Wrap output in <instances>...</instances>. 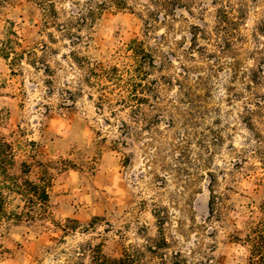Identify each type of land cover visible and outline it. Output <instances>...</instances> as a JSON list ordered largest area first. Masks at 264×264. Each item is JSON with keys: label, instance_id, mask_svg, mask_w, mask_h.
<instances>
[{"label": "rangeland", "instance_id": "1", "mask_svg": "<svg viewBox=\"0 0 264 264\" xmlns=\"http://www.w3.org/2000/svg\"><path fill=\"white\" fill-rule=\"evenodd\" d=\"M177 1L109 5L83 49L98 61H116L132 39L146 38L148 10H159L147 38L158 64L151 76L157 94H147L140 118L130 108L115 115L113 107H99L73 47L63 37L50 43L34 1L0 4V47L13 28L23 47L45 41L54 49L38 50L51 72L27 58L14 66L0 54V140L16 155L6 170L19 181L39 182L44 169L51 174L46 216L0 224V264H104L99 252L119 258L131 245L146 250L148 264H174L177 252L178 264H248L251 228L264 222V110L256 105L264 103V83L249 86L258 67L242 44L224 53L214 35L199 39L205 51L194 49L193 26L213 28L221 3L230 0ZM247 1L241 31L251 50L260 45L255 33L264 41L257 31L264 0ZM7 197L9 210L28 206L17 192ZM66 224L74 228L65 231ZM159 237L168 241L166 262L147 251Z\"/></svg>", "mask_w": 264, "mask_h": 264}, {"label": "trees", "instance_id": "2", "mask_svg": "<svg viewBox=\"0 0 264 264\" xmlns=\"http://www.w3.org/2000/svg\"><path fill=\"white\" fill-rule=\"evenodd\" d=\"M4 0H0V4ZM42 10L43 31L47 33L50 43L56 44L59 37L68 40V45L73 47L71 56L78 66L85 71L87 84L98 91L102 108L107 104L113 107L112 114L118 111L131 109L137 114L136 118L144 115L143 105L149 103L147 94L154 96L157 94V79L151 76L158 70L157 59L151 45L148 43V37L153 25L151 20H159V10L149 9L150 16L146 19V38H134L125 47V54L117 57V60L111 63H104L92 58L89 54L83 52L84 48L91 45L93 38L92 32L96 21L112 5L118 9H131L129 0H32ZM70 4L65 5V2ZM176 2V3H174ZM152 3L163 5L172 3L178 5L177 0H152ZM68 6V8L66 7ZM248 17V1L234 0L223 1L217 11V20L213 28L205 24L193 26V45L199 51H205V47L199 42V39L210 40L211 36H216L215 45L224 53L235 54L242 44L245 55L257 61V69L251 76L253 84L262 85L264 83V41H260L258 33L253 36L255 44L260 43L254 49L245 48L246 36L241 31V26L245 24ZM262 25L257 28L264 37V20ZM156 26V25H155ZM87 30L88 34L84 33ZM48 49L54 50L48 42L43 41L40 47H23L22 39L13 28H8L5 38L1 41L0 54L14 66H20L22 61L27 58L29 63L38 67V63L46 65V71L51 72V67L46 61V56L38 54V50L47 53ZM71 96L74 92L67 89ZM264 97V95H263ZM259 109L264 110V103L256 101ZM114 106L115 107L114 109ZM157 106V105H156ZM155 107V105H154ZM157 108V107H155ZM122 125H129L126 121ZM12 164L16 161L14 147L11 143L0 140V224L5 225L10 222L22 221L25 218H34L37 215L46 216L48 214L49 187L51 185V174L44 169V175L40 181L24 179L19 181L15 175H10L6 170V162ZM23 171H30V165L23 163ZM211 182H215L214 172L209 173ZM17 192L25 197L28 203L22 210H9L7 207V193ZM216 198L212 191L210 200V211L213 214L216 209ZM65 231L73 229V225H63ZM252 233L247 241L251 244L250 257L248 264H264V222L251 228ZM154 243V244H153ZM153 243L148 246L147 251L151 255H161L162 261L166 262V253L163 251L168 247V241L165 237L153 238ZM91 248V247H90ZM94 250V248H92ZM86 248H84V251ZM83 251V253H84ZM146 250L135 245L126 248L123 255L119 258L110 259L108 256L99 252L95 256L97 262L104 264H148L144 257ZM174 264H178V252L174 254Z\"/></svg>", "mask_w": 264, "mask_h": 264}]
</instances>
